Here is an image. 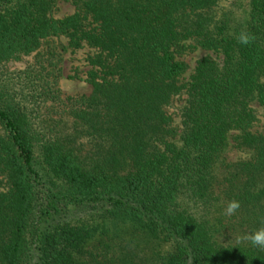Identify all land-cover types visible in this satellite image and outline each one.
<instances>
[{
    "label": "trees",
    "instance_id": "obj_1",
    "mask_svg": "<svg viewBox=\"0 0 264 264\" xmlns=\"http://www.w3.org/2000/svg\"><path fill=\"white\" fill-rule=\"evenodd\" d=\"M55 2L0 0V264H264L236 244L264 227V0Z\"/></svg>",
    "mask_w": 264,
    "mask_h": 264
},
{
    "label": "rangeland",
    "instance_id": "obj_2",
    "mask_svg": "<svg viewBox=\"0 0 264 264\" xmlns=\"http://www.w3.org/2000/svg\"><path fill=\"white\" fill-rule=\"evenodd\" d=\"M244 5L246 0H240ZM73 9V5L71 0H56L55 4L52 6L51 14L53 16H61L63 14L70 13ZM240 10V9H239ZM238 10V12H239ZM44 41L41 42L40 46L44 45ZM56 43L57 49V64L60 67V77H59V86L61 91L64 94H80L86 93L90 89V85L83 79V72L86 68L84 62V54L87 51L86 47H78V48H71L66 45V38L64 36H60ZM34 51L23 54L18 58L9 59L5 61V65L8 68H16L23 66L28 60L31 59L32 54ZM204 53V50L200 48H196L192 51L184 53L183 57L184 60L187 62L186 70L180 75V79L184 80L187 77V74L192 67V63L194 59L201 54ZM182 103V96H179L177 100L173 103V108H177ZM257 109V121L255 122V126L257 128H261L262 124L264 123V106L259 104L253 103ZM172 107L168 108V111H172L173 118L178 120V116L176 115L177 110L173 109ZM227 155L231 158H236L240 156H245L246 152L240 151L235 147L228 148L226 151Z\"/></svg>",
    "mask_w": 264,
    "mask_h": 264
},
{
    "label": "clouds",
    "instance_id": "obj_3",
    "mask_svg": "<svg viewBox=\"0 0 264 264\" xmlns=\"http://www.w3.org/2000/svg\"><path fill=\"white\" fill-rule=\"evenodd\" d=\"M252 41V37H250L247 34L242 33L239 37V42L241 44H249ZM241 205L239 201L231 200L227 203L225 209H224V215L232 216L235 215L236 212L240 209ZM247 242L252 247L264 250V227H260L254 232L247 233L243 236L236 237V244H241Z\"/></svg>",
    "mask_w": 264,
    "mask_h": 264
}]
</instances>
